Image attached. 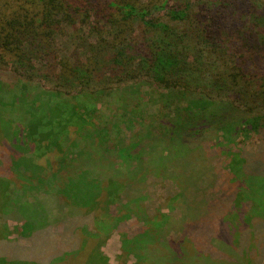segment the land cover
<instances>
[{
  "label": "trees",
  "instance_id": "1",
  "mask_svg": "<svg viewBox=\"0 0 264 264\" xmlns=\"http://www.w3.org/2000/svg\"><path fill=\"white\" fill-rule=\"evenodd\" d=\"M113 232L131 264H264V0H0V264Z\"/></svg>",
  "mask_w": 264,
  "mask_h": 264
},
{
  "label": "rangeland",
  "instance_id": "2",
  "mask_svg": "<svg viewBox=\"0 0 264 264\" xmlns=\"http://www.w3.org/2000/svg\"><path fill=\"white\" fill-rule=\"evenodd\" d=\"M249 148H254V140L250 139L248 141ZM214 162V161H212ZM149 190L152 193V201L148 203V209L151 213H154V210L159 205H162L163 210L167 209L165 207L166 199L173 194L174 190L172 188L171 182L166 181L164 183L158 182L156 185L150 184ZM167 211V210H165ZM134 228L137 225L134 221H131ZM17 224L15 222H10V228L8 231H16ZM17 237L16 232L11 235L12 239ZM104 239V238H103ZM99 247V250H98ZM101 250V252L107 256L108 264H131L134 262V258L122 256L121 250V236L118 232H113L104 243L97 242L95 239H90L84 246L82 251H79L76 256H68L64 261L59 262V264H88L91 257L96 256L97 252ZM122 256V257H121ZM100 264L102 260H99Z\"/></svg>",
  "mask_w": 264,
  "mask_h": 264
}]
</instances>
